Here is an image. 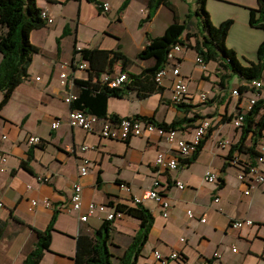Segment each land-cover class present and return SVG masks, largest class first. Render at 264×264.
Instances as JSON below:
<instances>
[{
    "label": "crops",
    "instance_id": "obj_1",
    "mask_svg": "<svg viewBox=\"0 0 264 264\" xmlns=\"http://www.w3.org/2000/svg\"><path fill=\"white\" fill-rule=\"evenodd\" d=\"M36 1L52 17V22L31 31L30 40L39 51L33 54L27 77L14 88L0 111V135H6L0 139V148L7 158L0 165V264H24L37 241L36 231L46 228L55 211L49 248L38 264H76L78 236L92 235L106 220L107 212L96 210L81 221L79 215L87 212L88 204L112 201L134 206L132 196L150 188L155 177L165 187L171 207L168 215L163 216L154 200L142 203L151 212L153 223L138 264H151L154 249L163 254L180 250L190 264H198L215 251L220 255L219 264H264V192L245 195L237 178L239 167L229 164L226 158L241 133L232 121L245 109L249 98L264 99V81L260 79L262 87L258 90L247 87L240 96L232 95V89L245 86L250 80L235 74L234 81L233 73L215 60L206 62V69L202 70L195 62L197 52L183 47V54L177 51L175 61L165 65L170 70L176 63L188 84V97L182 106L170 100L173 80L170 71L158 83L160 89L147 96L140 97L134 88L110 96L106 101L107 114L119 118L140 115L166 123L194 118L175 129L176 136L184 139L192 137L194 127L201 121H209L211 132L197 158L190 164L180 162L178 168L158 175L154 161L159 152L182 158L164 136L152 132L117 140L71 127L67 122L70 105L64 97L68 91L78 93L75 79L88 77L87 70L78 67L82 62L78 52L81 48L120 50L131 60L129 73H139L152 65L153 59H139L137 54L148 42V34H163L173 21L172 11L160 5L148 16V0H98L109 3L107 11L93 0ZM170 2L181 20L190 8L186 0ZM257 6V0H206L212 23L232 19L231 29L237 22L246 25L249 9ZM190 43H194L192 38ZM186 50L194 56V70L183 68ZM62 64L67 65L66 69ZM112 71H120L118 62L112 64ZM61 72L68 74L65 83L61 82ZM201 92L207 94L205 101L200 99ZM56 119H60V124L52 128ZM30 135H38L42 142L29 144ZM223 141L227 142L225 147L220 146ZM83 145L88 148L83 150ZM82 157L89 158L90 165L88 173L79 177ZM207 170L217 175L216 182L204 180ZM42 176L50 180L39 181L37 178ZM75 181L82 185L79 211L67 208ZM177 182L184 186L178 187ZM121 183L129 185L130 192ZM215 194L220 198L218 202L213 201ZM44 198L49 199L51 206L42 203ZM32 199L37 204L33 205ZM188 209L193 217L187 215ZM200 216L206 220L199 221ZM231 218H249L253 224L233 229L229 227ZM111 225L110 249L113 254V248L123 253L139 221L122 213ZM119 239H126V244H120Z\"/></svg>",
    "mask_w": 264,
    "mask_h": 264
},
{
    "label": "trees",
    "instance_id": "obj_2",
    "mask_svg": "<svg viewBox=\"0 0 264 264\" xmlns=\"http://www.w3.org/2000/svg\"><path fill=\"white\" fill-rule=\"evenodd\" d=\"M93 1L96 3V0ZM257 1L258 6L249 9L248 22L251 26L264 30V0ZM196 2L195 13L199 17L203 29L199 28L198 32H191L187 26V20H179L177 11L170 0H148V16L158 6L164 5L172 11L173 21L165 28L163 34L147 35L148 42L138 52L137 58L153 59V64L142 68L139 73L127 71L131 60L120 50L81 48L78 52L82 61L87 62L88 77L84 80H74L78 87V93L76 98L71 101L70 108L82 109L99 117L117 121L119 119L117 115L107 114V99L110 96H118L130 88L137 89L140 97L159 90L160 86L155 80V74L169 62L167 53L171 46L177 42L185 47L193 48L205 63L215 60L220 67L238 74L243 79L250 81L261 79L264 71V39L257 47V61L251 62L249 65L241 64L235 50L229 48L225 42L232 19H226L215 25L206 9V0H196ZM122 6L124 7L125 3ZM190 15V11H188L184 17ZM44 25L46 23L41 16V8L37 5L36 0H0V92L2 93L0 111L8 102L14 88L27 77L33 54L39 51L38 47L30 40L31 31ZM192 37L195 39L193 44L190 43ZM114 62H118L120 71L127 74V79L118 87H111L101 78L104 73L112 72ZM246 89L247 87L244 85L239 87L240 93ZM178 106H182V103ZM0 118H2L1 115ZM134 118L149 121L166 130L176 129L180 123L194 119L184 118L166 123L158 122L153 117L147 116L136 115ZM239 128L241 129L240 137L236 143L231 145L226 158L227 162L231 164L230 158L237 151L240 158L239 163L245 167L248 163L255 162L259 155L257 146L264 131V99H256L252 107L244 113L242 125ZM210 132L211 128L208 129L192 153L179 158V162L182 164L193 162ZM224 167L222 166V171ZM218 184L220 186L223 184L221 177L218 178ZM108 205L113 206L115 212H122L136 218L139 221L136 233L132 236L122 255L116 257L117 262L115 263L114 254L110 249L112 220H104L92 235L78 236L74 257L76 264H138L153 223L151 212L143 204L128 206L123 203L114 204L110 201ZM56 212L53 213L45 229L36 231L37 241L26 256L24 264H38L44 251L48 250L51 233L54 230ZM180 256L186 260L182 252Z\"/></svg>",
    "mask_w": 264,
    "mask_h": 264
},
{
    "label": "built area",
    "instance_id": "obj_3",
    "mask_svg": "<svg viewBox=\"0 0 264 264\" xmlns=\"http://www.w3.org/2000/svg\"><path fill=\"white\" fill-rule=\"evenodd\" d=\"M96 5L103 11H107L109 9L108 2H100L96 0ZM41 16L44 18L45 23H51L52 17L47 14L45 10H41ZM183 46L181 43H175L171 46V49L167 53V58L169 61H175V53L182 49ZM196 64L202 70L206 69V63L202 59L200 55L195 57ZM62 68L66 69L67 65L62 64ZM79 68L86 69L87 62L82 61L78 65ZM172 73L173 80L171 86V97L170 100L174 105H178L180 103H184L188 97V84L181 76L179 67L176 63L173 64L172 68L169 70L165 66L160 68L155 74V80L157 83H160L162 77L168 74V72ZM66 72H61L60 77L62 78V83H65V79L67 78ZM103 81H106L111 87H118L123 84V82L127 79L126 72L117 71L104 73L101 76ZM246 87H250L253 89H260L262 87V82L260 79H252L247 84ZM232 95L240 96L241 93L239 91V87L232 89ZM77 96L76 93L72 91H68L64 97V101L70 105L71 101L75 99ZM200 99L205 101L207 98V94L205 92L200 93ZM256 98L251 97L247 101V106L245 109H241L234 117L233 124L236 127H240L242 125L244 113L249 110L252 105L255 103ZM67 122L69 126L80 128L89 133H96L100 137L117 139V140H127L134 136H140L144 133H152L156 132L161 136L165 137V140L171 145L176 152L186 157L192 153V151L196 148L199 141L206 134L210 127V123L208 120L201 121L198 125L194 127L192 137L190 139H184L182 137L176 136L175 129H163L161 127L156 126L155 124L145 121L140 118L134 117H120L117 121H112L109 118L99 117L93 113L86 112L82 109L78 108H69L67 113ZM60 124V119H56L52 122V128L58 127ZM6 137L5 134L0 135V139H4ZM27 142L29 144H40L42 142L41 137L38 135H30L27 138ZM227 144L226 141L220 142L221 147H225ZM83 150L87 149V145H83L81 147ZM259 155L256 157L255 162L248 163L245 167H243L239 163V155L238 152L235 151L230 158V163L232 165L239 167V172L237 174L238 180L243 184L244 190L243 193L245 195H250L255 193L256 191L264 192V131L261 137V140L257 146ZM6 154L0 148V165H3L6 162ZM90 165V160L87 157H82L79 163V177H83L88 173V168ZM180 165L179 158L177 156H166L163 152H159L155 158L154 166L156 169V173L158 175L163 174L166 171L173 170L178 168ZM39 181L47 182L50 180L47 176H42L37 178ZM204 180L207 182H216L217 175L210 170H207L204 173ZM178 187L182 188L184 185L181 182H177ZM126 192H130L129 185L121 183L120 185ZM152 199L154 200L161 208L162 215L167 216L168 211L171 207L169 200L165 194V187L163 186L161 180L158 177H155L152 182V186L142 191L139 195H133L131 201L134 205L142 204L145 200ZM220 200L217 194L214 195L213 201L218 202ZM82 202V185L79 181H75L72 185V193L69 197L68 209L79 211L81 209ZM33 205L37 204L35 199L31 200ZM42 203L45 206H51V202L48 198H44ZM2 206V202H0V207ZM111 207L108 204H96L94 202H90L88 204V210L85 214H80L79 219L81 221H85L89 214H92L96 210L98 211H106V219L113 220L115 217L120 216L122 212H115V210H108ZM189 217H193V212L191 210L186 211ZM206 219L204 216L199 217V221L204 222ZM253 224L252 220L249 218H231L229 220V227L233 229H237L241 226H251ZM232 250L235 251L236 248L233 246ZM181 251L174 249L167 254H163L159 250L154 249L152 251V259L153 262L151 264H168L170 261H176L179 264H190L187 260H183L180 256ZM219 253L214 252L213 255L209 258H204L199 261L198 264H219Z\"/></svg>",
    "mask_w": 264,
    "mask_h": 264
},
{
    "label": "rangeland",
    "instance_id": "obj_4",
    "mask_svg": "<svg viewBox=\"0 0 264 264\" xmlns=\"http://www.w3.org/2000/svg\"><path fill=\"white\" fill-rule=\"evenodd\" d=\"M186 4L190 7V16L189 17H181L186 19L187 26L190 28L191 32H198L199 28H202V24L200 23L199 17L195 13V9L197 8L196 0H186ZM234 24L232 20L231 26ZM231 26L228 30L226 36V45L229 48L235 50L238 60L243 65H249L251 62L257 61V47L259 43L264 38V30L258 27L251 26L248 22L246 25H242L241 22H237L235 26L231 29ZM192 41L194 42V38L192 37ZM181 50V49H180ZM179 50V54H183V50ZM187 58L183 61V68L187 70H194L195 63L193 61L192 52L190 50H186ZM233 79L236 80V75L233 73ZM261 80L264 81V71ZM119 243L125 245L126 239H119ZM149 247V246H148ZM116 256H120L122 251L119 249H112ZM116 256L113 258L114 262H117Z\"/></svg>",
    "mask_w": 264,
    "mask_h": 264
}]
</instances>
